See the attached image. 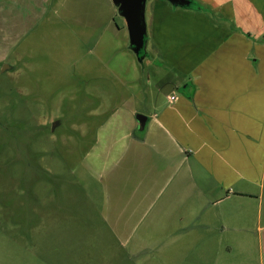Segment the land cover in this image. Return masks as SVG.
I'll list each match as a JSON object with an SVG mask.
<instances>
[{
    "label": "crops",
    "instance_id": "1",
    "mask_svg": "<svg viewBox=\"0 0 264 264\" xmlns=\"http://www.w3.org/2000/svg\"><path fill=\"white\" fill-rule=\"evenodd\" d=\"M192 1L206 12L146 2L143 71L164 82L133 84L87 153L104 221L152 264H264V0Z\"/></svg>",
    "mask_w": 264,
    "mask_h": 264
},
{
    "label": "rangeland",
    "instance_id": "2",
    "mask_svg": "<svg viewBox=\"0 0 264 264\" xmlns=\"http://www.w3.org/2000/svg\"><path fill=\"white\" fill-rule=\"evenodd\" d=\"M38 5L0 0V264H152L104 221L87 153L133 84L155 93L164 79L143 71L110 0Z\"/></svg>",
    "mask_w": 264,
    "mask_h": 264
},
{
    "label": "water",
    "instance_id": "3",
    "mask_svg": "<svg viewBox=\"0 0 264 264\" xmlns=\"http://www.w3.org/2000/svg\"><path fill=\"white\" fill-rule=\"evenodd\" d=\"M116 8L117 14L124 20L127 34L128 46L131 52L137 57L145 49L146 19L145 10L147 0H110ZM171 6L187 8L191 5V0H164ZM138 130H144L147 118L143 115L137 116ZM57 122L52 125V130Z\"/></svg>",
    "mask_w": 264,
    "mask_h": 264
},
{
    "label": "trees",
    "instance_id": "4",
    "mask_svg": "<svg viewBox=\"0 0 264 264\" xmlns=\"http://www.w3.org/2000/svg\"><path fill=\"white\" fill-rule=\"evenodd\" d=\"M173 7H175V6H173ZM187 8L194 10L196 12H201V13L206 12V9L202 5H200L198 2H195L192 0H191V5ZM145 42H146V38H145ZM128 49L130 50L131 48L128 46ZM148 57H149V53L145 49H143L136 58H137L139 64L141 66H143L144 60L147 59Z\"/></svg>",
    "mask_w": 264,
    "mask_h": 264
},
{
    "label": "built area",
    "instance_id": "5",
    "mask_svg": "<svg viewBox=\"0 0 264 264\" xmlns=\"http://www.w3.org/2000/svg\"><path fill=\"white\" fill-rule=\"evenodd\" d=\"M175 99H176V98L173 97V96L170 97V101H174Z\"/></svg>",
    "mask_w": 264,
    "mask_h": 264
}]
</instances>
